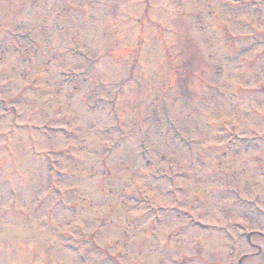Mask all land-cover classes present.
<instances>
[{"label": "rangeland", "instance_id": "1", "mask_svg": "<svg viewBox=\"0 0 264 264\" xmlns=\"http://www.w3.org/2000/svg\"><path fill=\"white\" fill-rule=\"evenodd\" d=\"M228 263L264 264V0H0V264Z\"/></svg>", "mask_w": 264, "mask_h": 264}]
</instances>
